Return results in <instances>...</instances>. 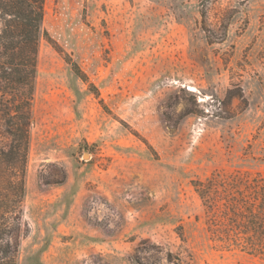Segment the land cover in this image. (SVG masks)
<instances>
[{"label": "rangeland", "instance_id": "1", "mask_svg": "<svg viewBox=\"0 0 264 264\" xmlns=\"http://www.w3.org/2000/svg\"><path fill=\"white\" fill-rule=\"evenodd\" d=\"M218 172L264 173V0H45L18 264H264Z\"/></svg>", "mask_w": 264, "mask_h": 264}, {"label": "trees", "instance_id": "2", "mask_svg": "<svg viewBox=\"0 0 264 264\" xmlns=\"http://www.w3.org/2000/svg\"><path fill=\"white\" fill-rule=\"evenodd\" d=\"M44 15L45 0H0V264H18ZM67 61L84 75L77 63ZM196 190L212 240L264 257V173L218 172L197 181Z\"/></svg>", "mask_w": 264, "mask_h": 264}]
</instances>
